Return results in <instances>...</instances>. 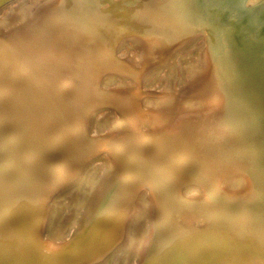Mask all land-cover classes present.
Here are the masks:
<instances>
[{
    "label": "bare ground",
    "instance_id": "bare-ground-1",
    "mask_svg": "<svg viewBox=\"0 0 264 264\" xmlns=\"http://www.w3.org/2000/svg\"><path fill=\"white\" fill-rule=\"evenodd\" d=\"M250 1L62 0L77 20L58 13L69 40L50 25L17 65L0 60V238L15 239L24 264H106L144 209L152 235L136 264H264V12ZM116 6L145 22L103 34ZM160 6L191 25H166ZM203 34L204 81L170 89ZM81 39L84 57L72 49ZM103 161L111 183L84 226L50 238L61 188Z\"/></svg>",
    "mask_w": 264,
    "mask_h": 264
},
{
    "label": "rangeland",
    "instance_id": "rangeland-1",
    "mask_svg": "<svg viewBox=\"0 0 264 264\" xmlns=\"http://www.w3.org/2000/svg\"><path fill=\"white\" fill-rule=\"evenodd\" d=\"M61 1L60 0H56V1L55 0H52V1L51 0H1L0 2V33H1L0 38L2 42L0 43V55H1L0 60L10 67H14L15 65H17L23 57L29 55L28 54L30 53L28 52L29 49H37L40 47L43 41V33L44 31L45 32L50 31L49 30V28L51 27L50 25L53 26L52 30H55L56 33L62 35V32H63L62 36L58 35L59 37L58 42L60 44H62V42L65 40H69L68 38H71V37H70V33L67 31L72 26H74L71 23L72 21L73 23L75 22L74 24L77 25L76 23L77 20H74L75 16H74V13L71 12L73 11L71 9V4L65 3V6H63V8L62 7L59 8V4L61 3ZM108 1H111L112 3L114 2V4L119 1L121 2V0H117V1L108 0ZM177 1L181 2V0H177ZM253 1L251 0L249 6L247 7H250V6L254 7V5L257 6L258 4H260L261 7H264V0H253ZM111 2H107V3H111ZM160 8L162 7L160 6L159 9ZM163 8H168L167 4ZM160 10H159L160 12L157 11L156 13L158 17L162 18L163 16L165 17L164 19H166L167 17L169 21H175L177 19L175 22L179 26L182 25V28H180L181 30L187 29L191 25V22H190L191 20L187 15L183 14L181 16L179 14V17H180L179 19V17L177 18L176 15L175 14L173 15V13L169 10L168 12L165 9H160ZM163 10L166 12L165 14L161 13V12H164ZM43 11L45 12L43 13ZM62 11L65 12V13L63 12L62 14V15H65L63 17H65V19L67 18L68 20L70 19L71 22L70 21L66 22L65 19H63V21L60 20L63 17H60L59 15L61 14H58V13L59 12L62 13ZM263 11H264V8H263ZM114 12L112 16H105L102 18L103 20L99 26V29L101 30L103 34L105 33L111 34L115 30H118L119 28H125V27L128 28V26H130L131 23L133 24L136 23V24L141 25L142 22H145L146 20V18L144 20V17L142 18V17H137L134 15L126 14L127 11H125L124 9H121L120 6L118 7L116 6ZM169 16L171 18H169ZM173 18H175V20ZM127 19L129 20V22ZM178 19L181 20V22L180 21L178 22ZM59 20L60 22H64V23L63 24L60 23ZM81 20L83 21V24L85 22L87 23L89 22L87 19L86 20L81 19ZM168 20L167 19L165 20V24L166 22H169ZM183 20H184V23H183ZM148 21L153 23L150 17L147 18L146 22ZM67 26L70 28L69 29L66 28ZM260 27H263V25H261ZM64 28H66L65 33L63 30ZM104 29L106 31L105 33H104ZM8 33L10 35H7ZM1 35L3 36V38ZM199 37L201 39L197 37L194 39H198V40L193 39V41L189 43L190 46L188 45L189 47L188 46L186 47L187 50H185L181 54L183 55V57L182 56L178 57V59L176 60L177 63H175V65L177 66V69L175 70V72L170 73L172 77L169 74H167L168 87H170L172 83L171 87L173 89L176 88L181 91H188V89H191V87L194 88L195 84L200 85L204 81L207 75L209 52H207L208 47H207V44H205L206 39H205L204 34L200 35ZM5 39H7V41ZM201 40L202 42H200ZM80 42H81V45H80ZM199 42L202 44L200 45ZM2 43L4 45H1ZM22 43H25V44H22ZM77 43H79L78 45L82 46L83 49L81 47H79L78 49ZM77 43L74 44V40H73V44H72L74 45L72 46V49L74 48L73 51L76 52L77 54L80 53L81 57L86 56L89 53L86 47V45L88 44L84 45L82 39L77 40ZM5 44H8V45H5ZM203 45L205 46V48H202L204 47ZM125 47H128V45H126ZM132 47H133L132 49H129V48L127 49L129 51H132L134 49V46ZM124 49L125 48L121 50V52L123 51L122 53L125 52ZM204 49H206L205 51L207 54H205ZM18 50L19 52L17 53ZM40 51H43L44 53H49L47 48H44ZM179 58L180 59L182 58V59L180 60ZM178 61H180L179 64H178ZM197 72H200V73L196 75ZM194 75L196 78H194ZM192 78H194V83H192L193 82ZM155 85L156 83L152 84V86H155ZM183 87L184 89H182ZM112 125H113V122L110 124L109 127H111ZM95 163L91 164L83 172L77 173L76 175H80L78 176V178H74V179L67 181V183L63 186V188H61L62 189L61 191H63V193L56 198L54 207L52 210V217H51L52 219H51V224H50L51 232L49 233L50 238L55 239V240L56 239L61 240L63 239L64 236L74 233L78 228L79 229L82 228L85 222L89 218L88 213L90 212L91 208L97 202L99 197L103 195L105 190L108 188V185L109 183H111V178H112L111 176L112 167L108 165L107 161H103L100 164H95ZM9 206H10V210H12L13 205L7 204V208H9ZM148 210L149 209H144V210L135 212L126 221L125 226H124V231L122 234V242L106 264H136L137 263L139 258L143 255V252L145 251L146 246L148 245V241L152 235V231H151L152 221H151V218H149L150 212ZM15 217L17 218V216L13 214L14 221H16ZM0 237H2V235H0ZM24 252L25 251L22 249V247H20L15 241V239L13 237H10V235L9 237L4 235V239L0 238V264H24L22 261V259L24 260L25 258ZM27 264H33V263L28 261Z\"/></svg>",
    "mask_w": 264,
    "mask_h": 264
},
{
    "label": "water",
    "instance_id": "water-1",
    "mask_svg": "<svg viewBox=\"0 0 264 264\" xmlns=\"http://www.w3.org/2000/svg\"><path fill=\"white\" fill-rule=\"evenodd\" d=\"M264 8V7H263ZM262 11H263V9H262ZM264 12V11H263Z\"/></svg>",
    "mask_w": 264,
    "mask_h": 264
}]
</instances>
